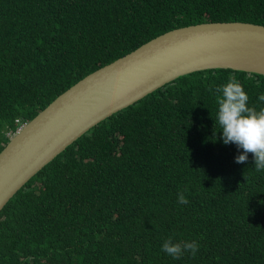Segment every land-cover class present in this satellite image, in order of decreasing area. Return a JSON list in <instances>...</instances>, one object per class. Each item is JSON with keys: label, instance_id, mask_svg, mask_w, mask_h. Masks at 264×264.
Returning <instances> with one entry per match:
<instances>
[{"label": "trees", "instance_id": "obj_1", "mask_svg": "<svg viewBox=\"0 0 264 264\" xmlns=\"http://www.w3.org/2000/svg\"><path fill=\"white\" fill-rule=\"evenodd\" d=\"M216 20L264 24V0H0V148L14 119L89 71ZM232 77L264 109V75L196 70L65 145L0 207V264H264V170L251 153L235 162L243 149L222 142L217 121L216 89ZM169 238L196 241V256H168Z\"/></svg>", "mask_w": 264, "mask_h": 264}, {"label": "water", "instance_id": "obj_2", "mask_svg": "<svg viewBox=\"0 0 264 264\" xmlns=\"http://www.w3.org/2000/svg\"><path fill=\"white\" fill-rule=\"evenodd\" d=\"M217 67L264 75V25L216 20L172 27L84 74L15 128L0 148V207L97 121L178 75Z\"/></svg>", "mask_w": 264, "mask_h": 264}, {"label": "clouds", "instance_id": "obj_3", "mask_svg": "<svg viewBox=\"0 0 264 264\" xmlns=\"http://www.w3.org/2000/svg\"><path fill=\"white\" fill-rule=\"evenodd\" d=\"M216 92L220 94L217 97V121L221 128L222 142L234 143L238 148L243 149L242 154L235 157L236 163L246 162L248 153H251L255 170H264V109L257 112L247 106L249 97L234 77L225 85L218 87ZM258 100L264 102V94H261ZM25 121L14 119L15 128ZM177 202L181 205L189 203L184 192L178 193ZM198 249L199 245L196 241L173 243L169 238L162 244V251L173 259H180L185 253L195 257Z\"/></svg>", "mask_w": 264, "mask_h": 264}, {"label": "bare ground", "instance_id": "obj_4", "mask_svg": "<svg viewBox=\"0 0 264 264\" xmlns=\"http://www.w3.org/2000/svg\"><path fill=\"white\" fill-rule=\"evenodd\" d=\"M51 161V160H50Z\"/></svg>", "mask_w": 264, "mask_h": 264}]
</instances>
